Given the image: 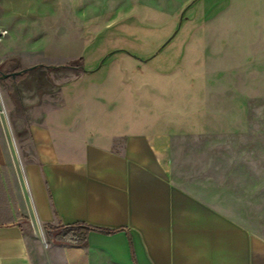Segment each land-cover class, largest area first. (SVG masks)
<instances>
[{
	"label": "rangeland",
	"instance_id": "rangeland-1",
	"mask_svg": "<svg viewBox=\"0 0 264 264\" xmlns=\"http://www.w3.org/2000/svg\"><path fill=\"white\" fill-rule=\"evenodd\" d=\"M64 65L76 69L46 68ZM33 66L0 78V117L16 132L57 111L89 131L101 121L109 135L204 134L193 142L252 200L259 233L264 0H2L0 71Z\"/></svg>",
	"mask_w": 264,
	"mask_h": 264
},
{
	"label": "crops",
	"instance_id": "crops-1",
	"mask_svg": "<svg viewBox=\"0 0 264 264\" xmlns=\"http://www.w3.org/2000/svg\"><path fill=\"white\" fill-rule=\"evenodd\" d=\"M56 112L21 132L0 117V264H264V223L204 134L109 135ZM74 225L82 244L55 232Z\"/></svg>",
	"mask_w": 264,
	"mask_h": 264
},
{
	"label": "trees",
	"instance_id": "trees-1",
	"mask_svg": "<svg viewBox=\"0 0 264 264\" xmlns=\"http://www.w3.org/2000/svg\"><path fill=\"white\" fill-rule=\"evenodd\" d=\"M81 60V59H80ZM38 67V66H37ZM37 67H35V68H37ZM34 68V69H35ZM47 69H56V68H72V69H76L75 68V66H72V65H64L63 67H46ZM78 68H81L82 69V67H78ZM79 226H81V225H74V226H67V227H61L59 230V232H57V233H59L58 235H61V237L63 238V239H69V238H73V240L77 243V244H82L83 243V238H82V236L80 235H75V229L77 228V227H79ZM48 230H50V231H52L53 229H52V227H49L48 226ZM74 233V234H73ZM75 235V236H74Z\"/></svg>",
	"mask_w": 264,
	"mask_h": 264
},
{
	"label": "water",
	"instance_id": "water-1",
	"mask_svg": "<svg viewBox=\"0 0 264 264\" xmlns=\"http://www.w3.org/2000/svg\"><path fill=\"white\" fill-rule=\"evenodd\" d=\"M35 68V66L33 67H28V68H25V69H22L20 71H15V72H12V73H7V74H4L0 71V78L1 79H4V78H7V77H11V78H15L16 76L18 75H22L30 70H33Z\"/></svg>",
	"mask_w": 264,
	"mask_h": 264
}]
</instances>
